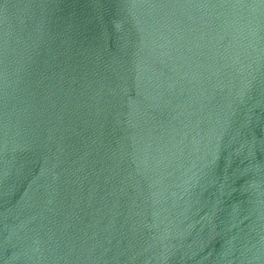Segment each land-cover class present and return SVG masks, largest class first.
<instances>
[{
	"label": "water",
	"instance_id": "obj_1",
	"mask_svg": "<svg viewBox=\"0 0 264 264\" xmlns=\"http://www.w3.org/2000/svg\"><path fill=\"white\" fill-rule=\"evenodd\" d=\"M0 264H264V0H0Z\"/></svg>",
	"mask_w": 264,
	"mask_h": 264
}]
</instances>
